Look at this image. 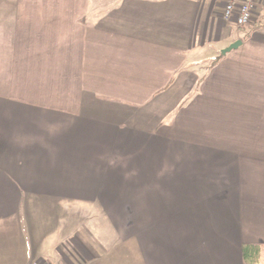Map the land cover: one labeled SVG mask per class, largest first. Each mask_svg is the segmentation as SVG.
Segmentation results:
<instances>
[{
  "label": "crops",
  "instance_id": "0c3cea01",
  "mask_svg": "<svg viewBox=\"0 0 264 264\" xmlns=\"http://www.w3.org/2000/svg\"><path fill=\"white\" fill-rule=\"evenodd\" d=\"M226 1L0 0V264H264V6Z\"/></svg>",
  "mask_w": 264,
  "mask_h": 264
},
{
  "label": "built area",
  "instance_id": "2783aa9c",
  "mask_svg": "<svg viewBox=\"0 0 264 264\" xmlns=\"http://www.w3.org/2000/svg\"><path fill=\"white\" fill-rule=\"evenodd\" d=\"M257 1H261L264 6V0H227L223 18L226 21H233L239 28L249 26L254 20V9ZM31 264L42 263L32 262Z\"/></svg>",
  "mask_w": 264,
  "mask_h": 264
},
{
  "label": "water",
  "instance_id": "95a60500",
  "mask_svg": "<svg viewBox=\"0 0 264 264\" xmlns=\"http://www.w3.org/2000/svg\"><path fill=\"white\" fill-rule=\"evenodd\" d=\"M241 44H242L241 41H237V42L231 44L228 48L222 50L221 54H222V55H225L226 53L232 51L233 49L238 48V46H240Z\"/></svg>",
  "mask_w": 264,
  "mask_h": 264
}]
</instances>
